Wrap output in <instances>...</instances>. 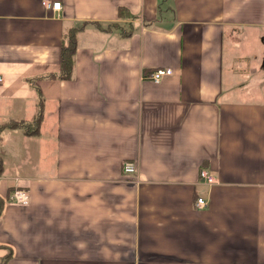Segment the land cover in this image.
I'll return each mask as SVG.
<instances>
[{"label":"crops","instance_id":"crops-1","mask_svg":"<svg viewBox=\"0 0 264 264\" xmlns=\"http://www.w3.org/2000/svg\"><path fill=\"white\" fill-rule=\"evenodd\" d=\"M49 1L0 0V264H264V71L230 65L264 0Z\"/></svg>","mask_w":264,"mask_h":264},{"label":"built area","instance_id":"built-area-1","mask_svg":"<svg viewBox=\"0 0 264 264\" xmlns=\"http://www.w3.org/2000/svg\"><path fill=\"white\" fill-rule=\"evenodd\" d=\"M42 4L46 9H52L54 11L60 9V2H50L49 0H43ZM171 73L172 71L169 68H157L150 71L148 74H146L143 77L150 80L153 83H159L164 77L170 75ZM1 82H2V76H0V83ZM124 171L128 174H135L136 165L133 162H127L124 165ZM199 176L207 184H212L214 182V177L211 174H209L205 169L200 170ZM8 200L18 205H26L29 203L28 191L21 188L14 189L8 196ZM206 205H207V201L203 197H198L196 199V203H195L196 208H203Z\"/></svg>","mask_w":264,"mask_h":264},{"label":"trees","instance_id":"trees-1","mask_svg":"<svg viewBox=\"0 0 264 264\" xmlns=\"http://www.w3.org/2000/svg\"><path fill=\"white\" fill-rule=\"evenodd\" d=\"M125 11L126 10L121 8L119 10V16H122L123 13H126ZM117 24H115L116 26H114V24H113V25H108L107 27H115L119 31V33L121 35H126V34H128L129 32H131L134 29L132 24H128V25L126 24L124 26H121L120 24L117 25ZM96 25H97V27L99 29H101V30L104 29V27H102L100 24L96 23ZM79 29H80L79 27L70 28V30L67 32V35H66V41L62 45L60 77L63 78V79L70 78V76L72 74V71H73V67H74V50L76 48V43H77L76 32ZM20 125H23V123H13V124H11V126H15V127L16 126H20ZM27 133L32 134L33 132L29 131ZM0 171H1V168H0ZM1 210H2V201L0 199V213H1ZM9 256H10V253H9ZM4 260H6V259H4Z\"/></svg>","mask_w":264,"mask_h":264},{"label":"rangeland","instance_id":"rangeland-1","mask_svg":"<svg viewBox=\"0 0 264 264\" xmlns=\"http://www.w3.org/2000/svg\"><path fill=\"white\" fill-rule=\"evenodd\" d=\"M241 41H242V45L239 46V52H240V50L244 51V49L247 47V42H245L244 40H241ZM258 53H260V51H258ZM249 59L250 58H244V57H239L237 61L232 59V63L230 65L232 66V69H237V67H238L239 69H241V71H246V72H248L251 67H254L256 69V71H259V73L264 71V65L260 64L259 58H253V59H255L254 62H249ZM228 68H230V67H228ZM245 90L248 92L257 93V92H261L262 87L256 86V85H250V87L245 88ZM5 157H7L9 159L8 163H7V167L5 166V168H8L9 170H11V174H13L14 161L10 159L11 156L9 154H7Z\"/></svg>","mask_w":264,"mask_h":264}]
</instances>
